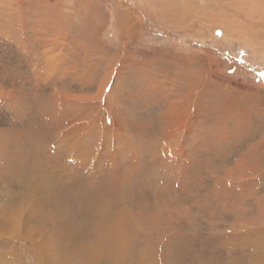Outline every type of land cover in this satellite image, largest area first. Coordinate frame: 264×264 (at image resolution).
Listing matches in <instances>:
<instances>
[{"label":"rangeland","instance_id":"rangeland-1","mask_svg":"<svg viewBox=\"0 0 264 264\" xmlns=\"http://www.w3.org/2000/svg\"><path fill=\"white\" fill-rule=\"evenodd\" d=\"M172 3L0 0V264H264V0Z\"/></svg>","mask_w":264,"mask_h":264},{"label":"bare ground","instance_id":"bare-ground-1","mask_svg":"<svg viewBox=\"0 0 264 264\" xmlns=\"http://www.w3.org/2000/svg\"><path fill=\"white\" fill-rule=\"evenodd\" d=\"M7 1V0H6ZM149 1V0H148ZM151 1H153V3H156V6L157 7H159V8H161V11H163V12H161V13H166L167 11H173V12H178V11H184V9L182 8V7H180V10H179V7L176 9L175 8V6L173 5V3H172V0H151ZM178 4V3H177ZM177 7V6H176ZM92 9V8H91ZM167 9V10H166ZM160 13V14H161ZM159 15V14H158ZM57 16V15H56ZM174 18V17H173ZM173 21V20H172ZM171 20H170V22H172ZM169 22V21H168ZM166 24H167V22H166ZM171 25H174V24H172V23H170Z\"/></svg>","mask_w":264,"mask_h":264}]
</instances>
